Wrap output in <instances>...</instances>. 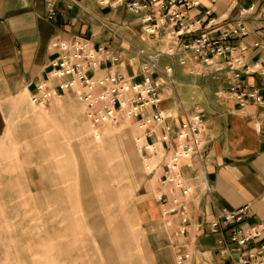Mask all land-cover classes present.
Listing matches in <instances>:
<instances>
[{
    "label": "crops",
    "instance_id": "obj_1",
    "mask_svg": "<svg viewBox=\"0 0 264 264\" xmlns=\"http://www.w3.org/2000/svg\"><path fill=\"white\" fill-rule=\"evenodd\" d=\"M198 1L201 6L191 17L200 18L207 9L227 24L242 17L249 31L240 41L249 48L247 65L264 68V40L253 47L264 31V0ZM124 9L103 6L101 0H0V163L17 162L25 171L26 193L39 215L35 222L48 230L53 264H177L182 254L190 255L189 264H233L221 258L209 224L223 209L246 206L247 225L264 224V106L251 103L242 109L229 94L218 95L230 87L229 58L206 68L188 51L187 63L181 65L180 47L193 38L169 42L165 32L147 36L141 17L131 18ZM77 39L92 40L95 47L105 46L119 57L105 62L98 76L113 73L143 80L139 51L157 56L152 78L162 79L163 100L146 115L163 111L175 128L187 117L203 116L204 146L181 167L192 188L185 235H177V217L162 215L160 196L166 190L161 180L172 147L143 161L135 150L137 128L123 121L119 128L102 127L101 143L110 136L119 144L126 140L127 156L108 154L105 144L89 154L88 108L75 91L54 97L45 108L31 103L35 86L49 78L50 63L59 52L55 45ZM170 48L176 49L175 55L166 54ZM50 83L55 87L60 81ZM242 83L256 85L264 99V76L243 75ZM94 155L114 162L110 177L117 183L106 185L103 164L92 175L97 185L91 184L86 165L74 169L75 161L89 162ZM30 162L42 164L28 166ZM128 167L129 180L122 184V170Z\"/></svg>",
    "mask_w": 264,
    "mask_h": 264
},
{
    "label": "built area",
    "instance_id": "obj_2",
    "mask_svg": "<svg viewBox=\"0 0 264 264\" xmlns=\"http://www.w3.org/2000/svg\"><path fill=\"white\" fill-rule=\"evenodd\" d=\"M101 4L125 8L140 15L142 31L147 36L156 37L165 32L169 42L193 38L180 47L183 51L181 65L187 63L184 54L188 51H192L194 58L206 68L214 66L219 59L229 58L230 87L218 95L229 94L242 109L251 103L264 106V99L256 85H249L248 89L242 83L243 75L259 73L264 76L260 63L252 67L247 65L249 48L240 41L249 35V31L242 17L227 24L211 9L205 10L200 18L191 17L190 12L201 6L198 0H101ZM254 9V6L243 9L242 16ZM217 30H222L219 36L214 35ZM259 38L254 48L261 46L264 31L259 33ZM55 47L59 52L50 63L49 78L35 86L31 103L45 108L54 97L75 91L88 108V119L97 141L101 140L102 127L117 126L127 119L137 128L135 146L143 161L158 150L172 147L161 180V186L166 190L160 196L162 215L164 218L177 217L181 223L177 235H185L192 188L186 185L181 167L183 161L198 155L204 146L203 116L187 117L184 123L175 128L168 123V116L163 111L145 114L149 108L158 107L163 100V81L152 78L158 69L155 55L139 51V56L144 59L141 69L144 79L136 81L123 74L98 76L105 62L114 63L119 61V57L105 46L95 47L92 40L77 39L72 43L56 44ZM166 54L175 55L176 49L170 48ZM170 72V69L166 70L167 74ZM50 79L59 80L60 83L53 87ZM160 129L162 133L158 134ZM248 217L247 206L237 211L223 209L209 224L210 233L217 236V250L223 260H230L233 264H264V224L249 226L246 223ZM189 260V254H182L178 256L177 264H189Z\"/></svg>",
    "mask_w": 264,
    "mask_h": 264
},
{
    "label": "rangeland",
    "instance_id": "obj_3",
    "mask_svg": "<svg viewBox=\"0 0 264 264\" xmlns=\"http://www.w3.org/2000/svg\"><path fill=\"white\" fill-rule=\"evenodd\" d=\"M124 10L131 18L137 19L140 17V15L131 13L126 9ZM123 121L129 123L127 119H123ZM121 124L107 126L119 128ZM90 137L91 146L89 154L94 153L92 150L95 147L103 149V144L106 145L108 154H117L120 151L121 155L127 156L130 153L126 140V142L122 140L121 144H119L115 142L113 136H110L111 138L108 137V139H105L101 143L102 136L101 140L97 141L92 131ZM135 150L137 151L136 146ZM74 153H76L75 150ZM99 159L98 156L94 155L90 156L89 162L84 161L81 163L75 161L74 169L76 170L79 165H86L89 175L91 174V184L97 185V178H94L92 175H96L98 169L101 170V165L103 164L106 171V185L112 186L114 181L117 183L116 178L112 181L110 177V175L113 176L114 174V162L109 161V158L106 159L105 163L101 160L99 161ZM26 164L28 166H41L42 163L30 162ZM86 170L87 168L84 171ZM34 172L32 171V173ZM130 172L129 167L122 170V175H126L122 178V184L124 182L127 183ZM118 180L120 181V179ZM26 189L25 171L22 169L20 163L13 161L0 163V264H53V253L49 247L50 237L47 235L48 230L46 228L44 231L43 227L37 223L39 220L35 222V219L39 218V215L33 208V199L26 193ZM106 197H108V194Z\"/></svg>",
    "mask_w": 264,
    "mask_h": 264
}]
</instances>
